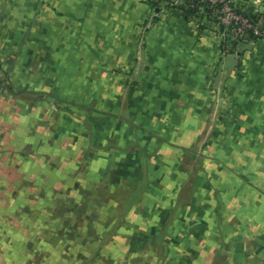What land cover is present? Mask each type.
Returning a JSON list of instances; mask_svg holds the SVG:
<instances>
[{
    "label": "crops",
    "instance_id": "obj_1",
    "mask_svg": "<svg viewBox=\"0 0 264 264\" xmlns=\"http://www.w3.org/2000/svg\"><path fill=\"white\" fill-rule=\"evenodd\" d=\"M232 1L249 9L264 7V0ZM173 2L0 0V255L18 257L20 252L22 259H15V264L30 263L34 235L40 232L43 245L44 229L47 236L50 233L49 221L44 227L41 221L35 222L31 217L34 213H49L60 202L61 183L68 178L61 171L67 160L35 158L37 152L33 146H26L28 138L18 137V123L12 118V109L1 115L5 102L14 103L18 94L25 100L41 98L53 105L54 99L66 101L62 93L65 89L59 84H53L56 86L53 90H49V82L46 89L44 84L38 91L28 88L33 76L26 80L28 87L17 88L15 73L20 69L35 70L33 60L23 64V54H42L43 63L49 62L51 55L57 54L60 59L64 56L62 64L47 68L72 72L68 75L69 91L79 95V99L82 91L78 72L92 70L96 77L97 71H106L107 84L123 88V118H129L135 129H144L162 141L166 140L163 135H176L168 140L179 152V162L191 147L177 143L181 138L178 135L187 140L194 133L206 137L203 148L210 154L212 135L232 132L238 159L232 166L234 180L249 186L246 193L237 189L235 195L241 200L249 194V201L243 206H250L258 214V220L251 221L250 228L264 229V215H261L264 204L259 200L264 199V39L236 45V55H232L233 51H224L214 28L195 15L183 13ZM67 101L74 102L68 98ZM47 109H51L50 103ZM30 110L33 115V105ZM151 119L160 122L159 129L149 127ZM12 121L13 128L8 130L6 125H12ZM33 124V116L26 119V135L33 134ZM57 131L60 135V129ZM139 142L138 138L134 139L135 145ZM222 145L225 147L226 141ZM218 162L229 165L219 156ZM140 180L141 189L135 195L131 193L130 198L135 199L124 212L137 204L142 208L140 202L148 181L143 176ZM114 182L110 180V184ZM124 182L128 184L129 179ZM112 187L113 184L107 185V191L112 192ZM193 196L189 193L181 202L176 201L172 211L164 210L181 214L185 210L182 205L190 204ZM70 199L73 206L79 202L74 196ZM19 208L25 216L24 225H19ZM242 210L235 209L234 214Z\"/></svg>",
    "mask_w": 264,
    "mask_h": 264
},
{
    "label": "rangeland",
    "instance_id": "obj_2",
    "mask_svg": "<svg viewBox=\"0 0 264 264\" xmlns=\"http://www.w3.org/2000/svg\"><path fill=\"white\" fill-rule=\"evenodd\" d=\"M205 24L217 29L214 23ZM219 37L222 40L221 35ZM223 48L236 55L237 50L231 43ZM62 59L55 54L49 62L43 63L42 54H23V64L33 60L35 70L20 69L14 80L19 85L17 88L24 89L28 87L27 78L33 76L28 88L36 91L42 84L46 89L47 82L49 90L59 84L65 89L62 93L66 101L68 98L74 102L54 99L55 104L49 102L51 109L48 110L49 103L43 99L25 100L18 94L14 103L5 102L1 113L4 116L12 109V118L18 123V137L28 138L26 146H33L37 152L35 158L67 160L61 169L68 178L61 183L60 202L49 213H34L31 217L35 222L41 221L44 227L49 221L50 233L47 236L44 229L43 245L40 232L34 235L29 264H264V236H261L264 229L250 228L251 221L258 220V214L251 211L250 206H243L249 201V194L241 200L235 195L237 189L246 193L249 186L234 180L232 166L238 161L234 134L212 135L210 154L203 148L206 137L194 133L188 136L191 140H187L178 135L181 138L177 143L191 147L179 162V152L169 141L176 135H163L166 140L162 141L145 133L144 129H135L129 118H123V88L107 84L106 71H97L96 77L92 70L78 72L82 91L79 99V95L69 91L68 75L72 72L47 68L62 64ZM31 116L34 131L26 135L24 124ZM150 121L146 123L149 127L159 129V121ZM184 121L181 120L183 124ZM13 125L12 121L6 128L12 129ZM43 137H46L45 142ZM135 138L140 141L138 145L134 144ZM218 156L230 166L219 163ZM177 160L178 164L174 165ZM142 176L148 181L140 202L142 208L137 204L124 212L135 199L130 198L131 193L136 194L141 189ZM125 179H129L128 184ZM110 180L115 181L111 183L112 192L107 191ZM189 193L194 196L190 204L182 205L185 210L181 214L164 210L172 211L176 201L181 202ZM73 196L79 201L76 206L70 204ZM259 200L264 204L263 198ZM235 209L243 210L235 215ZM17 217L19 225H24L25 216L20 208ZM15 259H22L20 252L18 257L1 254L0 264H15Z\"/></svg>",
    "mask_w": 264,
    "mask_h": 264
},
{
    "label": "built area",
    "instance_id": "obj_3",
    "mask_svg": "<svg viewBox=\"0 0 264 264\" xmlns=\"http://www.w3.org/2000/svg\"><path fill=\"white\" fill-rule=\"evenodd\" d=\"M173 1V6L185 14H188V8L199 5L200 10L193 15L204 23H214L226 48L228 43L236 46L258 38L264 39V7L249 9L232 0Z\"/></svg>",
    "mask_w": 264,
    "mask_h": 264
},
{
    "label": "trees",
    "instance_id": "obj_4",
    "mask_svg": "<svg viewBox=\"0 0 264 264\" xmlns=\"http://www.w3.org/2000/svg\"><path fill=\"white\" fill-rule=\"evenodd\" d=\"M199 10H200V6L196 5V6L192 7V8H188L187 9V13H188V15H193V14H196V12H198Z\"/></svg>",
    "mask_w": 264,
    "mask_h": 264
}]
</instances>
